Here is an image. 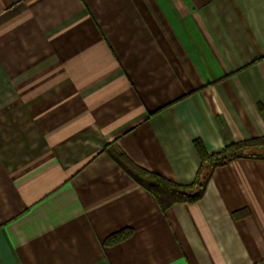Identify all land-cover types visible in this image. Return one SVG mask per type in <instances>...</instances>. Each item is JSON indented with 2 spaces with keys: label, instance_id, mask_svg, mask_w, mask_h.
Instances as JSON below:
<instances>
[{
  "label": "crops",
  "instance_id": "1",
  "mask_svg": "<svg viewBox=\"0 0 264 264\" xmlns=\"http://www.w3.org/2000/svg\"><path fill=\"white\" fill-rule=\"evenodd\" d=\"M262 136L264 0H0V264H264V159L118 160Z\"/></svg>",
  "mask_w": 264,
  "mask_h": 264
},
{
  "label": "trees",
  "instance_id": "2",
  "mask_svg": "<svg viewBox=\"0 0 264 264\" xmlns=\"http://www.w3.org/2000/svg\"><path fill=\"white\" fill-rule=\"evenodd\" d=\"M196 143H199L196 141ZM237 157H253L264 159V136L231 143L220 152L201 157L200 168L196 179L191 184L183 185L173 182L157 173H152L138 167H129L127 159H118L127 171L132 172L139 182L153 193L163 207L174 203H196L204 195L206 185L213 170ZM134 171V172H133ZM121 235H116L120 239Z\"/></svg>",
  "mask_w": 264,
  "mask_h": 264
}]
</instances>
